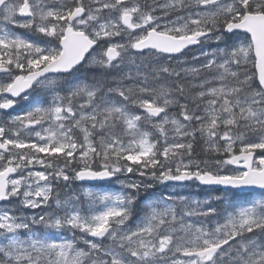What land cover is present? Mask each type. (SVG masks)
<instances>
[{"label":"snow or ice","instance_id":"1","mask_svg":"<svg viewBox=\"0 0 264 264\" xmlns=\"http://www.w3.org/2000/svg\"><path fill=\"white\" fill-rule=\"evenodd\" d=\"M0 264H264V0H0Z\"/></svg>","mask_w":264,"mask_h":264},{"label":"rangeland","instance_id":"2","mask_svg":"<svg viewBox=\"0 0 264 264\" xmlns=\"http://www.w3.org/2000/svg\"><path fill=\"white\" fill-rule=\"evenodd\" d=\"M84 187H89L84 185ZM172 185H169L168 188H157V192L160 191H168L171 190ZM181 195H191L194 197H199L200 199H204L208 197L209 195H230L228 193H224L223 191H210L208 189H203L201 186H198L197 184L190 183L188 184L183 190H178Z\"/></svg>","mask_w":264,"mask_h":264},{"label":"flooded vegetation","instance_id":"3","mask_svg":"<svg viewBox=\"0 0 264 264\" xmlns=\"http://www.w3.org/2000/svg\"><path fill=\"white\" fill-rule=\"evenodd\" d=\"M190 183H194V184H196L195 182H190ZM190 183H189V184H190Z\"/></svg>","mask_w":264,"mask_h":264},{"label":"trees","instance_id":"4","mask_svg":"<svg viewBox=\"0 0 264 264\" xmlns=\"http://www.w3.org/2000/svg\"><path fill=\"white\" fill-rule=\"evenodd\" d=\"M220 191V190H219ZM221 192V191H220Z\"/></svg>","mask_w":264,"mask_h":264}]
</instances>
